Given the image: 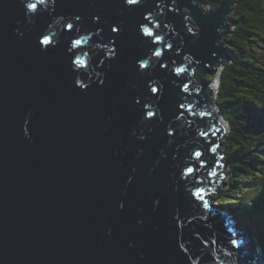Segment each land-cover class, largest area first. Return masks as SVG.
<instances>
[{
  "label": "water",
  "instance_id": "95a60500",
  "mask_svg": "<svg viewBox=\"0 0 264 264\" xmlns=\"http://www.w3.org/2000/svg\"><path fill=\"white\" fill-rule=\"evenodd\" d=\"M206 5L0 0V264H257L253 231L194 195L226 171L202 77L235 0Z\"/></svg>",
  "mask_w": 264,
  "mask_h": 264
},
{
  "label": "trees",
  "instance_id": "16d2710c",
  "mask_svg": "<svg viewBox=\"0 0 264 264\" xmlns=\"http://www.w3.org/2000/svg\"><path fill=\"white\" fill-rule=\"evenodd\" d=\"M208 1L209 8L220 2ZM228 23L234 28L223 38L227 59L214 66L219 84L211 92L227 127L218 144L229 179L216 195L219 205L236 211L251 228L264 264V0H235ZM203 78L206 83L217 79L214 74Z\"/></svg>",
  "mask_w": 264,
  "mask_h": 264
},
{
  "label": "snow or ice",
  "instance_id": "6c2138e0",
  "mask_svg": "<svg viewBox=\"0 0 264 264\" xmlns=\"http://www.w3.org/2000/svg\"><path fill=\"white\" fill-rule=\"evenodd\" d=\"M125 2L127 4H138L140 2V0H125ZM27 7L29 9H32L33 11H35L37 5L35 3H29L27 5ZM78 19H79V17H77V20ZM145 19H147V18H145ZM66 27H67V29L69 31L73 30V24L72 23H68L66 25ZM111 30L113 32H119V28L118 27H115V26L112 27ZM141 30H142V32H143L144 35L152 38V43H154V44H160L162 42V38L157 33H155L154 31H152L150 27L142 26ZM42 43L45 44V45H48V44L51 43V41L47 37H45V39L42 41ZM82 43H83L82 39H76V40L73 41V45L76 46V47L80 46ZM168 47H171V46L168 45ZM110 52L114 54L115 53V49H111ZM154 55L159 56V55H161V53L160 52H154ZM73 62L76 65H78V66H81V67L85 66V61L82 60V59H75ZM146 66L147 65L146 64H143V63L140 65V67H146ZM162 66L166 67V65H162ZM176 71H177V73H179V72L183 71V69H179L178 68V69H176ZM184 87L186 89L187 88V85H185ZM150 91L155 94V93H158L159 92V88L152 87L150 89ZM137 103H139V101H137ZM180 107L183 108L184 106L183 105H180ZM145 115H146L147 118H153V117H155L157 115V113L154 112V111H146ZM169 135H171V133H169ZM212 151H215V149H212ZM194 155L197 158H199L202 154L199 153V152H196V153H194ZM193 171H194L193 168L186 169V173L189 174V175ZM194 195L197 196L198 198L202 199V193L200 191L195 192ZM204 207H208V205L205 204Z\"/></svg>",
  "mask_w": 264,
  "mask_h": 264
},
{
  "label": "rangeland",
  "instance_id": "374dc122",
  "mask_svg": "<svg viewBox=\"0 0 264 264\" xmlns=\"http://www.w3.org/2000/svg\"><path fill=\"white\" fill-rule=\"evenodd\" d=\"M204 2L205 3H208L209 5H210V2L208 1V0H204ZM207 6V5H206ZM208 8H209V6H207ZM189 20H191L190 18H189ZM192 21V20H191ZM227 24H228V26H229V33H228V35H230L231 34V32L233 31V26L232 25H230L229 23H228V21H227ZM191 29L192 30H195L196 29V26H192L191 25ZM227 35V36H228ZM227 36H222L223 38H225V37H227ZM223 38H222V41H221V46H222V48L224 47V40H223ZM225 57H227L226 56V54H225ZM223 62H225L224 60L223 61H221V65H223L224 63ZM219 66L220 67V69L222 68V66ZM214 75H216V77H217V79H215L211 84H209V83H205V86H207L209 89L211 88V86H213L212 87V90H211V92H215V90L217 89V87H218V84H219V76H218V74H219V72H217L216 70H214V73H213ZM203 79V78H202ZM212 104H213V106H214V108H215V111H216V113L217 114H220L219 113V110H218V108L216 107V105H215V102H213L212 101ZM223 120H221V122H222ZM223 123V122H222ZM224 124V123H223ZM225 125V124H224ZM224 137H225V135H223L222 136V140L224 139ZM220 149L218 148V152H220L219 151ZM220 153H222V152H220ZM221 160H222V162L224 163L225 162V156H223V155H221ZM227 168V167H226ZM227 170V169H226ZM227 174V173H226ZM228 175L229 174H227L226 176H225V179H224V183H223V186H222V188H220L218 191H216V192H214V193H210V194H206L209 198H211L212 199V202H211V204L212 205H219L218 204V202H220V196H217L216 194L218 193V192H220L221 190H224V189H226V187H227V181H228ZM225 184V185H224ZM228 209H230V208H228ZM231 214H234V213H231ZM238 228V227H237ZM239 229H241V228H239ZM242 230V229H241ZM248 229H246V231H247ZM250 230H251V228H250ZM249 231V230H248ZM247 231V232H248ZM249 233H251V231H249ZM252 240V239H251ZM255 250H256V248H255ZM259 256H260V254H259ZM258 256V257H259ZM257 257V259H259L260 260V258H258ZM258 260V262H257V264H260V261Z\"/></svg>",
  "mask_w": 264,
  "mask_h": 264
},
{
  "label": "clouds",
  "instance_id": "9594fccd",
  "mask_svg": "<svg viewBox=\"0 0 264 264\" xmlns=\"http://www.w3.org/2000/svg\"><path fill=\"white\" fill-rule=\"evenodd\" d=\"M224 61H225V60H224ZM205 76H206V75H205ZM203 77H204V76H203ZM203 77H202V78H203ZM204 79H205V78H203V81L206 83V81H205ZM201 82H202V80H201ZM210 83H211V82H210Z\"/></svg>",
  "mask_w": 264,
  "mask_h": 264
}]
</instances>
